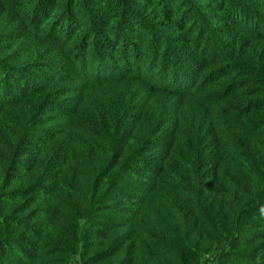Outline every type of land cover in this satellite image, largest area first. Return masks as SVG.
<instances>
[{
  "label": "trees",
  "instance_id": "obj_1",
  "mask_svg": "<svg viewBox=\"0 0 264 264\" xmlns=\"http://www.w3.org/2000/svg\"><path fill=\"white\" fill-rule=\"evenodd\" d=\"M264 264V0H0V264Z\"/></svg>",
  "mask_w": 264,
  "mask_h": 264
},
{
  "label": "rangeland",
  "instance_id": "obj_2",
  "mask_svg": "<svg viewBox=\"0 0 264 264\" xmlns=\"http://www.w3.org/2000/svg\"><path fill=\"white\" fill-rule=\"evenodd\" d=\"M215 249H206L201 253L202 255V264H216L215 262ZM71 264H78L77 260H73Z\"/></svg>",
  "mask_w": 264,
  "mask_h": 264
}]
</instances>
